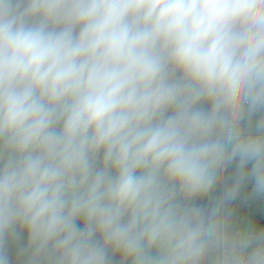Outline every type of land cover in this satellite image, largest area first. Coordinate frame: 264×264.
Masks as SVG:
<instances>
[{"label":"clouds","instance_id":"clouds-1","mask_svg":"<svg viewBox=\"0 0 264 264\" xmlns=\"http://www.w3.org/2000/svg\"><path fill=\"white\" fill-rule=\"evenodd\" d=\"M261 198L264 0H0V264H264Z\"/></svg>","mask_w":264,"mask_h":264},{"label":"crops","instance_id":"crops-1","mask_svg":"<svg viewBox=\"0 0 264 264\" xmlns=\"http://www.w3.org/2000/svg\"><path fill=\"white\" fill-rule=\"evenodd\" d=\"M250 192L242 193V195H249ZM234 209V220L238 222L237 226H242L246 221L251 223H256L258 221L264 220V198L251 201L248 204H242L240 200H237L231 206ZM238 219V220H237ZM26 242V236H23L22 243ZM17 246L10 243L9 253L12 258V264H18L16 259ZM117 264L119 262V257L115 258Z\"/></svg>","mask_w":264,"mask_h":264},{"label":"water","instance_id":"water-1","mask_svg":"<svg viewBox=\"0 0 264 264\" xmlns=\"http://www.w3.org/2000/svg\"><path fill=\"white\" fill-rule=\"evenodd\" d=\"M233 169H234V165H233ZM231 172H232V169H230V173L229 174H231ZM222 191H223V185H220V186H218L217 187V189H216V191L213 193V195L214 196H216V197H219L221 194H222ZM251 191V185L249 184V185H247L243 190H242V193H246V192H250ZM263 198H261V200H262ZM197 203H201V204H206L207 203V199H205V200H203V201H197ZM238 220V219H237ZM237 224H238V222H236ZM245 223H251L250 221H246ZM244 223V224H245ZM243 224V225H244ZM242 225V226H243Z\"/></svg>","mask_w":264,"mask_h":264}]
</instances>
